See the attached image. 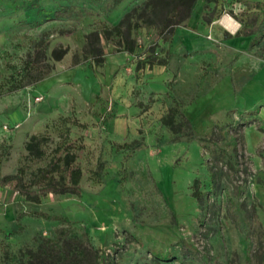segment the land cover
Here are the masks:
<instances>
[{
  "label": "rangeland",
  "instance_id": "374dc122",
  "mask_svg": "<svg viewBox=\"0 0 264 264\" xmlns=\"http://www.w3.org/2000/svg\"><path fill=\"white\" fill-rule=\"evenodd\" d=\"M146 2L0 0V176L66 145L82 169L80 194L39 203L0 186V264H264V41L242 0H198L167 39ZM75 246L90 257L60 261Z\"/></svg>",
  "mask_w": 264,
  "mask_h": 264
},
{
  "label": "trees",
  "instance_id": "16d2710c",
  "mask_svg": "<svg viewBox=\"0 0 264 264\" xmlns=\"http://www.w3.org/2000/svg\"><path fill=\"white\" fill-rule=\"evenodd\" d=\"M198 0H147L145 12L149 17L157 15L158 9H166L167 14L158 23V34L156 39L169 38L174 34L175 29L186 22L192 16V12L197 4ZM243 4L247 6V16L249 20L245 26L249 29L245 36H253L250 41V47L260 45L264 41V2L253 0H242ZM150 13V14H149ZM149 24H155V21L149 18ZM121 37V44L123 46L122 51L133 53L136 47L135 42L130 41L128 38H124L121 32L118 30L119 25L114 28ZM107 37L111 34L110 30H106ZM88 52L91 55V59L96 64H102L105 61L107 52L101 45V36L99 33L92 32L88 34ZM67 48L59 47L55 48L52 52L55 60H61L67 53ZM46 138L32 136L29 142L26 144V149L31 158L42 159L46 155L45 149ZM70 145L63 147V156H53L52 161L46 168H41L33 178V173L30 178H27L26 170L23 166H20L15 173H9L0 176V186H8L11 189L22 194L27 200L39 203L42 197L49 193L57 194H80L81 186L80 180L82 177V169L79 164H76V154L71 151ZM62 148H58L56 151H60ZM34 216H42L46 218L61 219L68 222L69 219L60 217L58 215H50L45 212H35ZM258 220V216H256ZM259 222V220H258ZM259 225L263 227V224L259 222ZM76 250V251H75ZM45 251V250H43ZM81 248L75 246L68 251L61 252L62 262L68 261L70 263H79L75 258L77 254L81 253ZM47 254L48 252L45 251ZM83 260L88 259L89 250L83 249ZM160 255V254H159ZM48 257L49 254H47ZM162 257V256H161ZM94 264H100L97 262V256L93 255ZM80 260V263L83 262ZM51 264H61L56 260L50 262ZM33 264V254L29 263Z\"/></svg>",
  "mask_w": 264,
  "mask_h": 264
},
{
  "label": "crops",
  "instance_id": "0c3cea01",
  "mask_svg": "<svg viewBox=\"0 0 264 264\" xmlns=\"http://www.w3.org/2000/svg\"><path fill=\"white\" fill-rule=\"evenodd\" d=\"M196 11H198V8L195 10V12L193 13V21H194V19H196V18H198V12H196ZM192 17V16H191ZM194 23V22H193ZM122 52H125V51H122ZM127 53H129V52H127ZM131 54V53H130ZM5 187V186H4Z\"/></svg>",
  "mask_w": 264,
  "mask_h": 264
},
{
  "label": "bare ground",
  "instance_id": "6f19581e",
  "mask_svg": "<svg viewBox=\"0 0 264 264\" xmlns=\"http://www.w3.org/2000/svg\"><path fill=\"white\" fill-rule=\"evenodd\" d=\"M225 20H226V19H225ZM224 22H226V21H224ZM226 23H227V25H228V22H226ZM226 23H225V24H226ZM229 23H230V22H229ZM230 26H231V24H230ZM231 28H232V27H231Z\"/></svg>",
  "mask_w": 264,
  "mask_h": 264
}]
</instances>
